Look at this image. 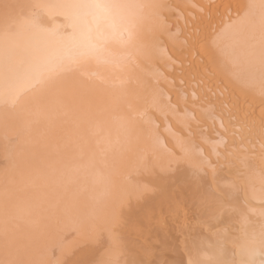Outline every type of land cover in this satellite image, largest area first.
Wrapping results in <instances>:
<instances>
[{
    "label": "snow or ice",
    "instance_id": "1",
    "mask_svg": "<svg viewBox=\"0 0 264 264\" xmlns=\"http://www.w3.org/2000/svg\"><path fill=\"white\" fill-rule=\"evenodd\" d=\"M155 7L32 0L0 23V107L16 109L25 94L61 97L69 82L83 88L96 75L87 71L93 63L136 65L137 104L101 150L123 156L141 145L111 200L82 182L78 168L35 155L40 196L14 223L5 215L0 264H130L131 232L140 252L132 264H264V0L247 6L259 9L252 74L239 70L228 44L231 10L186 36L171 25L146 27L142 14ZM236 93L258 101L259 112L243 109ZM10 225L46 242V256L22 258Z\"/></svg>",
    "mask_w": 264,
    "mask_h": 264
},
{
    "label": "bare ground",
    "instance_id": "2",
    "mask_svg": "<svg viewBox=\"0 0 264 264\" xmlns=\"http://www.w3.org/2000/svg\"><path fill=\"white\" fill-rule=\"evenodd\" d=\"M10 1L5 0L4 3L9 4ZM31 2L32 0H20L15 6L11 4V8H6L7 3L1 6L0 10L5 7L6 12H9L6 13L3 9L5 14H0V23L9 13L15 12L17 6ZM123 2L156 5L157 7L145 10L142 14V23L154 30H160L167 25H171L175 30L173 21L176 22L177 18L172 19L174 18L172 15L179 10L181 12L179 19L181 17L184 19L181 18L186 28L182 30L184 28L182 22L181 29L178 21L175 25L186 36H191L194 29H203L221 17L227 19L225 14L231 10L236 29L228 41L229 47L234 58L238 60L242 73L252 74L257 71L259 9L247 7L253 0H123ZM238 12H243L244 15L237 17ZM170 50L178 59H183L175 49ZM112 53L113 57H119V48L114 47ZM196 54L198 56L201 54L199 46L196 48ZM188 56L190 59L191 52ZM205 63H208L207 58ZM87 71L96 75L83 88L69 82L65 94L61 97L25 94L16 109L6 112L0 107L2 153L0 154L4 160L3 163L1 161L3 165L0 164L2 166L0 231L3 229L6 214L14 223L16 218L28 211L40 196L41 189L34 182L31 173L33 157L38 154H47V162L53 167L67 171L78 168L79 179L88 183L96 194L106 200L119 195L125 169L136 148L141 145L134 143L123 156L115 152L105 153L101 149L109 140L121 134V125L137 104L136 77L139 75V69L136 65L108 62L93 63ZM236 95L243 109L247 110L251 106L257 113L259 112L258 101L250 95L244 97L239 93ZM105 161L109 166H105ZM10 236L20 249L22 258L40 259L46 256L49 245L34 234L17 231L11 227ZM2 255L3 246L0 242V257ZM132 261L129 260L130 264Z\"/></svg>",
    "mask_w": 264,
    "mask_h": 264
},
{
    "label": "rangeland",
    "instance_id": "3",
    "mask_svg": "<svg viewBox=\"0 0 264 264\" xmlns=\"http://www.w3.org/2000/svg\"><path fill=\"white\" fill-rule=\"evenodd\" d=\"M4 1H5V0H3V1L0 0V3H1V2L4 3ZM9 1H10V0H9ZM16 1H17V2H16ZM18 1L20 2V0H13L12 2L10 1L9 4H8V2H5L4 4L1 3V4H0V8H1V6H2V7L5 6L6 3H7L8 6H9V7H8V6L6 5V8H11V4L15 6V5L18 4ZM13 2H15L16 4L13 3ZM6 8L4 7V8H2V10H0V14H1V15H2V13L5 14L4 12H6ZM3 9H5V11H4ZM3 11H4V12H3ZM8 12H9V11H8ZM8 12H6V13H8ZM174 14H175V15H174ZM176 14H177V17H175ZM179 14H181V12L178 10V11H176L175 13H173V15H172V16H174V18H172V19L175 20V19L177 18L176 20H177L178 22H177V21H176V22H177V24H179L178 26H180V23L182 22V19H183V18L181 17L182 19L180 18V19H181V21H180V19H179L180 15H179ZM183 20H184V19H183ZM176 22L173 21L174 25L176 24ZM183 22H184V21H183ZM183 22H182L181 24H183V27H184V28L181 27L182 25L180 26V29L182 28V30L186 28V27H185L186 24H184ZM174 25H173V28H174V29H177L178 26L175 25V27H176V28H175ZM184 25H185V26H184ZM0 150H1V147H0ZM0 153H1V151H0ZM1 154H2V153H1ZM1 154H0V156H1ZM1 157H2V156H1ZM1 161H2V163H3V161H4V160H3V157H2V159H0V164H2ZM2 165H3V164H2ZM0 167H2V166H0ZM138 243H139V241L136 239V234H135V232H131V233L129 234V236H128V249H127V252L129 253V254H128V257L130 256V257H129V260H130V261H132V260L134 261V260L138 259L139 256H140V252H139V249H138V247H137ZM131 256L133 257L132 259H131ZM68 264H71V258L68 259Z\"/></svg>",
    "mask_w": 264,
    "mask_h": 264
}]
</instances>
